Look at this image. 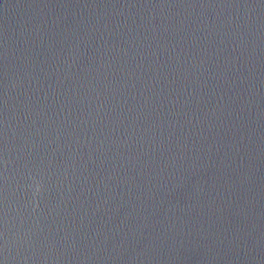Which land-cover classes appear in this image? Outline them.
<instances>
[{
    "label": "water",
    "instance_id": "water-1",
    "mask_svg": "<svg viewBox=\"0 0 264 264\" xmlns=\"http://www.w3.org/2000/svg\"><path fill=\"white\" fill-rule=\"evenodd\" d=\"M0 264H264V0H0Z\"/></svg>",
    "mask_w": 264,
    "mask_h": 264
}]
</instances>
